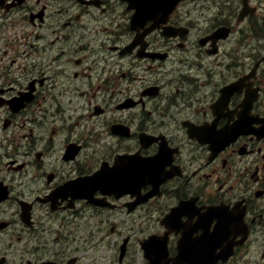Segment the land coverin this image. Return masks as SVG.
<instances>
[{
	"label": "flooded vegetation",
	"instance_id": "af4514ba",
	"mask_svg": "<svg viewBox=\"0 0 264 264\" xmlns=\"http://www.w3.org/2000/svg\"><path fill=\"white\" fill-rule=\"evenodd\" d=\"M0 264H264V0H0Z\"/></svg>",
	"mask_w": 264,
	"mask_h": 264
},
{
	"label": "water",
	"instance_id": "95a60500",
	"mask_svg": "<svg viewBox=\"0 0 264 264\" xmlns=\"http://www.w3.org/2000/svg\"><path fill=\"white\" fill-rule=\"evenodd\" d=\"M177 1V0H176Z\"/></svg>",
	"mask_w": 264,
	"mask_h": 264
}]
</instances>
